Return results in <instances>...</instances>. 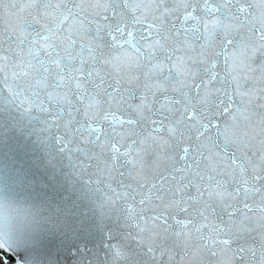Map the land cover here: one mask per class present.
Listing matches in <instances>:
<instances>
[{"label": "snow or ice", "instance_id": "6c2138e0", "mask_svg": "<svg viewBox=\"0 0 264 264\" xmlns=\"http://www.w3.org/2000/svg\"><path fill=\"white\" fill-rule=\"evenodd\" d=\"M0 115V264H264V0H0Z\"/></svg>", "mask_w": 264, "mask_h": 264}, {"label": "water", "instance_id": "95a60500", "mask_svg": "<svg viewBox=\"0 0 264 264\" xmlns=\"http://www.w3.org/2000/svg\"><path fill=\"white\" fill-rule=\"evenodd\" d=\"M18 118V116H17ZM8 117L0 115V166L12 170L23 171L35 181L41 198L59 199L63 195L60 177L52 178V170L48 168L44 154L35 143L34 137L7 128Z\"/></svg>", "mask_w": 264, "mask_h": 264}]
</instances>
